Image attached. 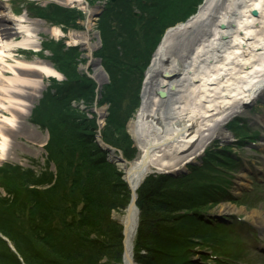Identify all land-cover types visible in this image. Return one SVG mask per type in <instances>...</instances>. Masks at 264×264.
<instances>
[{
    "label": "trees",
    "instance_id": "trees-1",
    "mask_svg": "<svg viewBox=\"0 0 264 264\" xmlns=\"http://www.w3.org/2000/svg\"><path fill=\"white\" fill-rule=\"evenodd\" d=\"M201 2L107 3L100 22L103 45L97 54L110 78L102 99H96V85L77 67V47L47 45L52 65L64 76L63 81L50 84L32 111V120L48 132L47 167L34 173L18 165L0 166V187L10 196L0 194V221L4 215H13L21 226L14 234L0 222V230L16 250L14 254L0 239V264H123L122 230L111 212L126 205L129 189L118 168L107 161V152L95 143L94 119L74 104L106 103L102 141L132 159L135 148L126 126L145 67L165 30L196 13ZM134 8L140 13L137 18ZM66 11H55L58 23L66 24L67 17L71 23L81 18L78 13L70 17ZM213 159L224 164L232 161L210 152L204 166L212 165ZM50 164L54 171H49ZM201 171L193 167L179 177L149 175L139 186L133 247L137 264H209L206 249L208 241L215 244L217 232L212 234L214 226L206 215L220 203L214 196L225 186L222 182L207 185L199 178ZM20 214L24 220H19Z\"/></svg>",
    "mask_w": 264,
    "mask_h": 264
},
{
    "label": "bare ground",
    "instance_id": "bare-ground-1",
    "mask_svg": "<svg viewBox=\"0 0 264 264\" xmlns=\"http://www.w3.org/2000/svg\"><path fill=\"white\" fill-rule=\"evenodd\" d=\"M7 13L0 5V161L7 139L29 132L17 120L29 116L33 100L45 89L43 78L60 76L36 57L16 60V49L39 46L30 23L42 21L23 14L13 20ZM74 39L90 53L97 45L88 42L85 32ZM9 73L13 75L7 77ZM94 75L101 78L102 68ZM262 92L264 0H205L191 19L167 30L147 70L142 104L131 125L140 156L128 164L114 154L108 159L124 172L132 194L127 208L112 213L123 233L125 264H135V194L144 177L172 168L186 151L203 143L206 131L219 128Z\"/></svg>",
    "mask_w": 264,
    "mask_h": 264
},
{
    "label": "rangeland",
    "instance_id": "rangeland-1",
    "mask_svg": "<svg viewBox=\"0 0 264 264\" xmlns=\"http://www.w3.org/2000/svg\"><path fill=\"white\" fill-rule=\"evenodd\" d=\"M117 1L118 0H84V3L82 2L81 5L70 0H0V5L7 12H10L7 14H9L13 20H17L18 17L23 14L30 20L37 19L42 21L30 23V27L37 32L39 46L34 50L16 49L14 54L16 60H32L36 57L46 61L55 69L50 61L51 51L47 48V45L58 42L63 44L65 48L77 47L80 53L77 67L81 73L86 74L96 85V99H102L103 89L109 84L110 78L104 68L102 59L97 56L103 45L100 22L104 17L107 3L113 5L116 4ZM204 1L205 0H202L199 4L196 13ZM56 10H67L66 12L69 14L78 13L81 14V18L71 23L70 18L67 17L65 18L67 23L61 24L55 19L58 17L54 16ZM137 11L138 10L134 8L133 16L136 18L140 15ZM196 13H194L192 17ZM40 14L44 15V18L41 17ZM69 16L71 17V14ZM192 17L190 16L185 21L179 22L165 30L159 43L152 52L149 64L145 67L141 84L138 86L137 92L135 91L137 102L134 103L133 113L131 114L132 117L129 119L126 126L127 133L131 137L135 148V155L132 159L125 158L118 149L111 146L109 148V145L102 141L100 133L106 125L109 110V106L106 103H100V105H98L97 101H95L93 106L90 107H87L82 101L74 104L76 107L83 110L88 118L94 119V141L101 149L107 152V160L114 154L121 160H125L128 164L132 163L140 156L141 151L137 146L136 138L131 130V125L136 119L142 104V91L147 70L167 30L187 22ZM89 24L91 25L89 26ZM54 28L58 29L57 33H54ZM84 32L88 34V42L90 44L97 43L91 53L74 39L75 35H80ZM16 37L18 38L19 36ZM9 63L14 64V60L9 61ZM98 67H101L104 72L101 78H97L94 75L95 69ZM56 71L59 73V77L49 76L43 78L45 89L33 100L29 116L26 117L25 120H17L20 123L24 122L28 125L29 132H27L26 135L7 139L4 159L0 161V166L3 164L18 165L21 169L29 170L34 173H40L46 169L47 152L45 146L48 141V132L32 120V111L43 95L49 90L50 84L53 81L61 82L64 80V76L58 70ZM11 75L13 74L9 73L7 77ZM3 79L5 80L6 77ZM26 103H28V101ZM195 146L191 148L190 151L185 152V155L192 153L190 156L191 158L188 156L186 159L185 155L181 156L182 158L178 159L172 168L150 172L144 177L139 186L149 175L179 177L189 174L193 167L202 168L199 178L202 179L203 182L207 185L222 182V187L225 186V190H223L225 193L222 191V193H216L214 196V198H219L221 200L220 203L210 209L206 215L207 222L214 226H212V234L217 232L215 244L213 240H210V242L208 241L209 245H207L206 251L209 257L207 263L264 264V93L262 92L255 96L246 107L228 117L219 128L215 129V126H212L210 130L205 132L203 143H197ZM210 152H214L215 155L226 157L232 161L224 164L222 160L217 161V159H213L214 163L212 165L206 164L204 166L205 155ZM110 160L115 161L112 158H110ZM110 160L108 161L110 162ZM110 163L114 164V162ZM175 166L176 170H174ZM118 170L121 172L122 179L125 181L124 172L120 169ZM49 171H54V167L51 164L49 165ZM223 180L227 181L224 182ZM128 189L129 197L126 205L123 208L113 211H123L127 208L132 196L129 187ZM0 194L4 197H10L2 187H0ZM136 199L137 190L135 194V204ZM136 208L137 221L139 222L140 211L137 205ZM113 211L111 212V219L118 223L112 217ZM17 212L18 211H15V213ZM22 216V214L19 215V220H24ZM16 220L17 219H15L13 215H4L0 222L3 226H10L9 229L12 228L15 234L21 227L16 225ZM0 239L7 244L8 248L14 254H16L13 244L3 235L1 230ZM122 245L123 263L125 253L124 239H122ZM133 247L134 241L132 244V248ZM133 254L134 252L132 249V257ZM19 259L21 260L20 257ZM195 260L199 261L200 256H195ZM134 263L137 264L135 260Z\"/></svg>",
    "mask_w": 264,
    "mask_h": 264
},
{
    "label": "water",
    "instance_id": "water-1",
    "mask_svg": "<svg viewBox=\"0 0 264 264\" xmlns=\"http://www.w3.org/2000/svg\"><path fill=\"white\" fill-rule=\"evenodd\" d=\"M113 1V0H112ZM168 76V74H165V78ZM125 178V177H124ZM125 182L127 183L126 179H125ZM127 186L129 187L128 183H127ZM123 264H125L124 260H123Z\"/></svg>",
    "mask_w": 264,
    "mask_h": 264
}]
</instances>
